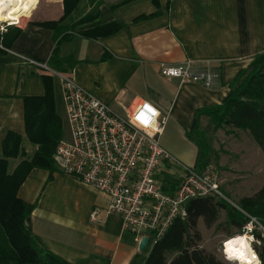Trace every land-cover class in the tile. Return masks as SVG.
<instances>
[{"label": "crops", "instance_id": "0c3cea01", "mask_svg": "<svg viewBox=\"0 0 264 264\" xmlns=\"http://www.w3.org/2000/svg\"><path fill=\"white\" fill-rule=\"evenodd\" d=\"M123 1L82 0L73 15L75 21L96 6L99 16L76 28L72 38L59 45V54L74 60L77 85L116 114L124 116L147 101L168 115L161 146L183 171L194 168L198 148L190 135L196 130L199 112L224 105L238 74L264 64V0H134L119 5ZM63 15V0H39L9 48L0 47V157L9 133L23 139L25 150H36L26 136L24 99L45 96L44 72L48 71L31 61L51 71L48 66L57 38L44 24L58 22ZM112 24L121 27L113 35L83 37L85 32ZM185 63L220 79L213 88H206L161 75V65ZM56 81L55 77L57 110ZM199 122L206 132L209 119L201 117ZM251 141L254 150L260 151ZM14 162L15 168L19 162ZM165 167L168 170L169 165ZM183 176L158 187L172 194ZM251 178L242 174L222 182L230 204L235 206L261 190L251 189ZM18 197L35 206L26 227L38 246L66 264H131L140 253L130 234L124 233L123 220L107 213L109 199L58 171L34 169Z\"/></svg>", "mask_w": 264, "mask_h": 264}, {"label": "trees", "instance_id": "16d2710c", "mask_svg": "<svg viewBox=\"0 0 264 264\" xmlns=\"http://www.w3.org/2000/svg\"><path fill=\"white\" fill-rule=\"evenodd\" d=\"M132 1L124 0L119 5ZM153 1L157 3V0ZM82 3V0H63L64 15L61 20L44 24L54 31L57 38L48 66L54 73L64 76L72 73L75 62L72 58L61 57L59 45L70 40L76 28L95 21L99 16V6H96L75 21L73 15L79 11ZM30 15L22 14L20 22ZM143 19L146 17L139 20ZM120 28L112 24L85 32L83 37H107ZM19 33L20 29L15 27L7 28L6 33L0 32V46L9 48L12 38ZM54 78L52 73L44 72L45 96L24 99L26 136L36 148L33 155L28 157L23 139L18 135L9 133L3 144L0 157V264H66L38 246L26 227L35 206L18 197L21 186L34 169L57 171L53 155L58 143L64 138V129L63 120L56 110ZM231 89L232 95L224 105L204 108L198 114L196 130L190 135L198 148L194 167L197 173H202L210 166L212 156L207 134L199 122L201 117L209 119L215 132L223 127L247 132L264 153V64L251 73L238 74ZM18 160L19 164L12 170L11 162ZM184 207L187 217L174 220L163 238L140 252L131 264H225L200 246L203 242L199 231L200 221L207 229H211L217 225L221 212L226 213L225 225L236 229L235 234L229 232L228 238L242 235L244 226L250 222L249 217L256 219L264 230V186L254 196L241 199L237 206L224 199L202 198L192 200ZM129 236L134 241L135 237ZM255 238L260 244H255L254 250L261 264H264V235L256 232Z\"/></svg>", "mask_w": 264, "mask_h": 264}, {"label": "built area", "instance_id": "2783aa9c", "mask_svg": "<svg viewBox=\"0 0 264 264\" xmlns=\"http://www.w3.org/2000/svg\"><path fill=\"white\" fill-rule=\"evenodd\" d=\"M22 22L4 26L20 29ZM31 64L49 72L47 66L32 61ZM160 72L166 79L203 84L206 88H213L220 79L211 71H195L191 63L163 64ZM50 73L59 80L71 133L70 140L63 138L58 143L53 155L57 171L104 194L109 199L107 213L123 220L124 233L133 235L138 246L144 238L149 239V246L156 244L174 220L185 219L184 206L188 202L202 198L227 200L222 193L221 177L210 166L202 173L184 168L182 181L173 194L158 187L160 168L165 164L179 165L160 143L168 115L158 109L156 126L145 129L134 122L145 102L121 116L79 87L72 73L69 76ZM249 219L253 229L248 235L255 237L256 232L264 235L259 222ZM244 231L243 228L242 235ZM223 262L234 264L225 259L224 251Z\"/></svg>", "mask_w": 264, "mask_h": 264}, {"label": "rangeland", "instance_id": "374dc122", "mask_svg": "<svg viewBox=\"0 0 264 264\" xmlns=\"http://www.w3.org/2000/svg\"><path fill=\"white\" fill-rule=\"evenodd\" d=\"M21 15L22 14H20L19 17V23L21 21ZM24 23L25 22L23 21L22 25ZM56 83L58 88L57 113L63 120L64 138L66 140H70V127L67 122L65 104L61 96L60 83L58 79ZM212 127V124L208 122L204 128L212 149L210 167H213L218 171L222 182L225 184L234 178H238L242 174H251V189L253 191L261 189L264 180V158L262 155L264 153H261V150H254L251 143V136L247 132L236 130L231 127H223L216 132ZM26 151L28 157L33 155V150L29 149ZM17 162H20V160ZM15 165L16 162L12 161L10 164L11 169H13ZM166 165L169 164H165L164 167ZM179 165H169L168 170H166V167L163 168L157 176V185L160 187L165 183V181H174L175 178L179 179L182 175H184V171L179 167ZM238 203L239 202H236L235 206H237ZM226 218V213L221 212L217 225L211 229H207L202 221L199 223V231L203 237V242L200 246L205 251L215 255L217 259L222 262L223 242L229 239V232L232 234L236 233V229L225 225L227 220ZM255 244L259 245L260 243H258L257 240L252 243L253 250Z\"/></svg>", "mask_w": 264, "mask_h": 264}, {"label": "clouds", "instance_id": "9594fccd", "mask_svg": "<svg viewBox=\"0 0 264 264\" xmlns=\"http://www.w3.org/2000/svg\"><path fill=\"white\" fill-rule=\"evenodd\" d=\"M39 4V0H0V22L7 21L9 26L18 24V16L13 13L30 15ZM21 9L23 12L21 13ZM3 23H0V32L6 31ZM172 71V70H169ZM160 112L151 103L145 102L134 117V122L145 129L155 127ZM244 234L231 237L223 242L225 259L238 264H261V261L252 248L255 237L248 235L253 229L249 222L244 226Z\"/></svg>", "mask_w": 264, "mask_h": 264}, {"label": "water", "instance_id": "95a60500", "mask_svg": "<svg viewBox=\"0 0 264 264\" xmlns=\"http://www.w3.org/2000/svg\"><path fill=\"white\" fill-rule=\"evenodd\" d=\"M149 239L148 238H144L142 239L141 243L139 244V252H143L145 251V249H147V247L149 246Z\"/></svg>", "mask_w": 264, "mask_h": 264}, {"label": "bare ground", "instance_id": "6f19581e", "mask_svg": "<svg viewBox=\"0 0 264 264\" xmlns=\"http://www.w3.org/2000/svg\"><path fill=\"white\" fill-rule=\"evenodd\" d=\"M23 12V10L21 9V13ZM13 15L14 16H18V22H19V17H20V14L18 15L17 13H13ZM0 23H8L7 21H4V22H0ZM15 24H17V23H13V24H11V25H15ZM233 262H235V261H233ZM235 263H238V262H235Z\"/></svg>", "mask_w": 264, "mask_h": 264}]
</instances>
